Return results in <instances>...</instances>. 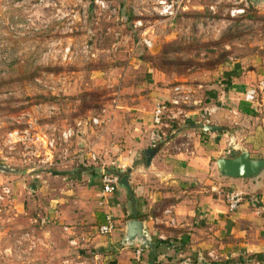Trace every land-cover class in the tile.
Returning <instances> with one entry per match:
<instances>
[{"label":"rangeland","instance_id":"obj_1","mask_svg":"<svg viewBox=\"0 0 264 264\" xmlns=\"http://www.w3.org/2000/svg\"><path fill=\"white\" fill-rule=\"evenodd\" d=\"M160 1L0 0V165L8 169L0 171V192L9 185L14 194L0 202V223L23 230L27 218L45 219L44 241L10 234L18 247L2 249L0 264H144L143 254L137 260L122 250L133 247L123 233L71 243L66 224L56 223L54 199L72 203L100 187L103 172L144 168L151 112L178 82L220 111L236 102L235 80L263 94L264 0H167L176 4L172 16ZM70 126L77 133L64 142ZM95 236L108 247H94ZM171 248L155 264L188 257L198 264L186 249ZM247 258L243 264H256ZM214 261L231 264L207 254L200 263Z\"/></svg>","mask_w":264,"mask_h":264},{"label":"crops","instance_id":"obj_2","mask_svg":"<svg viewBox=\"0 0 264 264\" xmlns=\"http://www.w3.org/2000/svg\"><path fill=\"white\" fill-rule=\"evenodd\" d=\"M248 83L246 79L233 82L230 89H236L231 90L236 102L225 106V110L203 105L200 110H194L185 123L179 124L178 134L168 141L153 143L151 136L149 146L156 152L150 165L146 160L144 168L127 170L129 188L119 184L113 194L104 196L101 185L89 186L84 197L72 199L77 204L65 198L60 199L61 202L54 199L52 203L61 205L60 214L56 215L58 222H55L66 224L64 228L70 233V242L76 240L81 245L91 234L102 237L99 226L104 223L106 214L111 213L117 224L113 234L125 236L126 224L131 219L145 223L155 244L144 248V264L159 262L171 247H179L181 252L186 249L194 260L199 259L198 264L204 254L225 257L231 264H243L253 254L264 256V171L255 178H234L222 174L216 164L219 157H232L243 151H248L252 157H264V92L260 97ZM220 97L226 98L221 94ZM205 118L222 130L202 129L200 122ZM228 150H232L231 155ZM227 189H241L246 193L236 211L229 212L227 208L223 195ZM53 217L54 214L50 220ZM12 218H8L9 221ZM27 219V228L23 230L17 228L15 221L5 223L6 227L0 223V255L2 249L12 254V248L18 247L13 238L9 239L10 234L13 237L20 233L24 237L31 234L44 241L40 230L45 228V219L39 220L38 216ZM101 237H93L91 241L97 239L99 243L94 247L103 243L105 239ZM156 239L173 240L174 245L157 247ZM131 245L133 247L126 246L122 250L129 249L127 252L135 255L139 243ZM103 246L108 247V242ZM249 260L264 264V257L261 262ZM194 262L189 257L184 259L185 264Z\"/></svg>","mask_w":264,"mask_h":264},{"label":"built area","instance_id":"obj_3","mask_svg":"<svg viewBox=\"0 0 264 264\" xmlns=\"http://www.w3.org/2000/svg\"><path fill=\"white\" fill-rule=\"evenodd\" d=\"M162 5V13L168 14L170 16L174 15L176 10V4L168 2L167 0H161L159 2ZM212 8H214L212 6ZM139 25H142V22H138ZM145 43L148 46H151V41L147 38H144ZM261 88H264V81L260 84ZM194 90L191 86L184 82H178L171 88V94L166 97L160 98L156 101L155 107L152 111V140L153 143L158 141H168L173 136L178 134V128L180 123H185L190 114L194 110H200L202 106V100L200 98H195ZM93 122L99 123L98 118H93ZM201 123V128L204 129V126L211 124L210 120L205 118ZM77 131L75 127L70 126L66 128L60 139L64 142L71 140L72 137L76 135ZM43 142L50 147H55L56 139H44ZM156 145V144H154ZM228 154L231 155L232 150H228ZM89 158L93 160L97 159V156L94 152L88 151ZM101 189L103 195L113 194L116 190V187L120 184V176L118 174H108L103 172L100 177ZM0 192V202L3 200L12 201L13 198V188L9 185H3ZM224 199L227 204L229 212L236 211L242 202L246 198V193L241 189H227L223 193ZM117 228L116 220L111 213H107L105 216V221L99 226V233L103 235H108L113 233ZM73 244H79L76 240H72ZM145 246L139 244L136 246V259L140 260Z\"/></svg>","mask_w":264,"mask_h":264},{"label":"water","instance_id":"obj_4","mask_svg":"<svg viewBox=\"0 0 264 264\" xmlns=\"http://www.w3.org/2000/svg\"><path fill=\"white\" fill-rule=\"evenodd\" d=\"M253 4H258L262 0H250ZM206 131H221L222 128L216 124H207L204 126ZM156 152L155 148H149L145 150V156L147 158V164L150 165L151 159ZM218 170L228 177H258L264 171V157L256 158L252 157L248 151H243L237 156H222L216 161ZM131 169L129 168L128 171ZM0 171H8V169L0 165ZM129 173H126L120 179V184L129 188L128 183ZM139 243L145 247L154 246L153 238L148 234L146 225L142 220L131 219L126 224L124 244Z\"/></svg>","mask_w":264,"mask_h":264},{"label":"trees","instance_id":"obj_5","mask_svg":"<svg viewBox=\"0 0 264 264\" xmlns=\"http://www.w3.org/2000/svg\"><path fill=\"white\" fill-rule=\"evenodd\" d=\"M240 153H234V154H232V156H237V155H239ZM120 177H122L123 175H124V173L123 172H120L119 171V174H118ZM157 244V247H159V245H166V246H169V245H174L173 243L174 242H170L169 240H160V239H156V241H155ZM263 254H253V255H251V258H253V259H256V261L258 260V261H260L261 262V260H263ZM229 261H231V260H229ZM215 264V263H214ZM217 264H219V263H217ZM223 264H227L226 262L225 263H223Z\"/></svg>","mask_w":264,"mask_h":264}]
</instances>
